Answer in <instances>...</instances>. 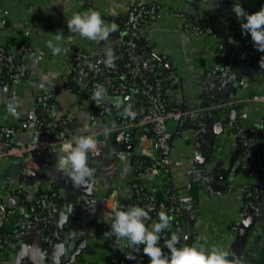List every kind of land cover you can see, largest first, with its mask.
Here are the masks:
<instances>
[{
	"label": "crops",
	"instance_id": "obj_1",
	"mask_svg": "<svg viewBox=\"0 0 264 264\" xmlns=\"http://www.w3.org/2000/svg\"><path fill=\"white\" fill-rule=\"evenodd\" d=\"M135 2L158 3L164 8L148 21L145 42L177 80L166 88L167 102L194 112L181 128L176 121L169 123L174 135L169 181L151 171L137 138L129 144L115 143L114 133L120 126L117 119L98 115L80 94L81 87L74 92L68 88L78 55L93 58L102 46L117 49L125 16ZM236 2L0 0V19L7 21V27L0 31V48L19 58L16 61L24 76L21 83L0 90V127L14 129L12 141L16 145L36 142L40 131L35 123L42 116L36 97L44 95L56 117L68 120L64 132L70 141L81 136L95 141L87 151L92 175L85 178L86 184L77 185L69 175L71 166H61V157L67 156L62 147L45 155L43 175L38 179H29L22 161L9 160L2 165L0 205L22 213L46 190L55 192L58 199L47 202L54 214L50 225L28 232L0 264H150L143 246L138 252L130 247L121 251L117 238L109 235L114 213L131 207L135 182L154 197L163 194L167 184L177 193L183 207L184 237L177 247H215L227 252L229 261L236 264H264V191L256 210L240 218L244 192L251 183L249 165L243 160V141L259 131L264 119L263 103L245 101L252 95H264V69L251 71L241 64L234 79H229L219 47L231 40L189 33L177 17L182 13L200 23L229 22L236 17L232 11ZM239 2L251 14L260 0ZM90 10L98 11L109 26H118L107 39L91 40L68 29L67 22L75 13ZM57 32H62V39L53 36ZM49 43L61 52L54 53ZM242 80L246 86L241 85ZM135 98H114L111 104L126 109L135 105ZM225 104L233 106L224 110L221 106ZM20 189L25 190L28 204L13 196ZM154 222L155 218L145 223L150 226ZM125 253L134 254L135 259H128Z\"/></svg>",
	"mask_w": 264,
	"mask_h": 264
},
{
	"label": "built area",
	"instance_id": "obj_2",
	"mask_svg": "<svg viewBox=\"0 0 264 264\" xmlns=\"http://www.w3.org/2000/svg\"><path fill=\"white\" fill-rule=\"evenodd\" d=\"M262 7H264V0H260L255 12ZM163 10L162 5L158 3L145 5L135 2L125 16L123 37L119 46L115 51L112 50L115 57L114 67H109L105 63L108 47H100L93 58L78 55L76 70L68 88L73 91L71 85L81 87L80 94L90 102L98 115L117 119L120 126L114 133L115 143L129 144L137 138L141 154L148 158L151 171L169 181L172 165L171 142L174 138L169 123L176 121L181 128L194 112L172 106L167 102L166 88L170 81L176 83L177 80L169 73L166 63L160 57L151 51H146L141 45L146 41L148 21L155 15L161 14ZM177 17L189 33L215 39L227 37L235 41V49L231 53H228L227 44L219 47V57L224 64V73L229 79L235 77L236 67L232 65L235 59H239V65L245 64L251 71L264 69V52L254 47V42L248 34H242L240 20L236 19L216 29L193 21L190 16L182 13H178ZM6 27L7 21L0 19V31ZM243 44L249 47L250 51L248 54L238 55L236 52ZM226 59L229 62L226 63ZM9 61L12 59L5 48H0V90L8 86L7 79H10L12 84L21 83L24 79L21 65H13L11 71L6 69ZM241 85L246 86V81L242 80ZM98 88L104 90L99 102L94 98V92ZM132 95L136 97L133 107L122 109L111 104L114 98ZM36 99L42 110L41 118L35 123L40 131L39 139L36 142L16 145L12 141L14 129L9 125L1 126L0 172L5 162L19 160L25 164V173L29 179H38L43 175L41 164L45 155L48 152L57 151L71 140L64 132L68 127V120L56 117L53 110L46 104L44 95H37ZM245 102L264 104V95H252ZM232 106V104H225L221 108L226 110ZM129 112L133 114L130 115ZM243 146L245 148L243 160L249 165L248 176L251 183L244 192L241 219L247 218L256 210L257 200L264 191V119L259 131L251 133L244 139ZM133 192V206L145 208L157 222L161 213L170 217L169 227L161 232L159 245L164 253L166 254L168 250L165 247V241L170 239L173 233L180 238L177 245L183 244V207L173 187L167 184L163 193L165 199L160 202L155 197L146 196L145 189L139 182L133 184ZM13 196L17 198L26 196V192L20 189ZM56 199L58 195L55 192L46 190L35 196L31 205L26 206L22 213L9 209L5 204L1 205L0 227L5 229L7 234L0 236V261L8 260L20 239L28 232L38 226L50 225L54 214L47 202ZM41 202L45 204L41 206ZM5 208L7 211L4 210ZM237 225L234 230L237 229Z\"/></svg>",
	"mask_w": 264,
	"mask_h": 264
},
{
	"label": "clouds",
	"instance_id": "obj_3",
	"mask_svg": "<svg viewBox=\"0 0 264 264\" xmlns=\"http://www.w3.org/2000/svg\"><path fill=\"white\" fill-rule=\"evenodd\" d=\"M232 11L236 18L241 21L242 34H250L254 47L258 51L264 52V7L259 11L249 14L242 7L239 0L234 3ZM67 27L73 32H78L82 37L91 40H105L111 32H115L118 26L112 23L110 26L101 17L96 10H90L85 13H75L67 22ZM57 40L63 38L62 32L53 35ZM235 43V41H232ZM54 53L61 52L60 47H53L49 43ZM115 57L111 49L107 51V60L105 63L109 67H114ZM104 94L103 88H98L94 92V98L99 102ZM130 115L133 113L129 112ZM75 146L73 147V142ZM72 141L62 146V151L67 153L66 157H61V166L67 168L70 165L69 175L77 185L86 184V177H91L92 172L89 169L86 158L87 151L95 146V141L91 136L73 137ZM149 212L140 206H133L127 210H118L114 213L110 221L109 235L117 238L119 243L117 248L121 251L125 247L134 249V252L140 251L150 258V264H236L229 261L228 253L213 247L211 250H198L196 247H177L180 238L177 234H171L170 239L165 241V247L170 254H165L159 245L160 234L162 230L169 227L170 217L161 213L159 222H154L146 226L145 221L149 220ZM128 259H135V255H128Z\"/></svg>",
	"mask_w": 264,
	"mask_h": 264
},
{
	"label": "trees",
	"instance_id": "obj_4",
	"mask_svg": "<svg viewBox=\"0 0 264 264\" xmlns=\"http://www.w3.org/2000/svg\"><path fill=\"white\" fill-rule=\"evenodd\" d=\"M193 21H195L193 18H191ZM237 18L235 17V18H233V20L232 21H229V22H233V21H235ZM228 21H224V22H222V21H209V22H207V23H203L204 24V26H206V27H211V28H218V27H221V26H223V25H225L226 23H229ZM248 36L249 37H251L250 36V34H248ZM230 39L228 38V41H229ZM143 47L142 48H144L146 51H148V52H150V48L149 47H147V44H146V42H142V44H141ZM229 48H228V53H231L234 49H235V46H234V43L232 42V40H231V42H229ZM7 51V50H6ZM249 51H250V48L249 47H247L245 44H243L242 46H241V48H239L238 50H237V54L238 55H242V54H248L249 53ZM7 54H8V56L9 57H11L10 56V54L8 53V51H7ZM257 58H259L258 56H256ZM11 59H12V61H9L8 62V66L6 67V69L8 70V71H11V69H12V66L13 65H17L18 64V62L16 61V60H18L19 58L17 57V58H15V57H11ZM239 60V59H238ZM237 59H235V61H233L232 62V65L234 66V67H237L238 65H239V61H238ZM19 61V60H18ZM263 61H264V59H263ZM225 62L227 63V62H229L228 61V59H226L225 60ZM222 63V62H221ZM222 65H224L223 63H222ZM6 82H7V84H8V86L9 85H11L12 84V81L10 80V79H7L6 80ZM71 87L73 88V91H77V89H78V87L76 86H72L71 85ZM113 105V104H112ZM134 141V140H133ZM144 194L146 195V196H149V197H154L153 195H151V194H149V193H147L146 191L144 192ZM261 197V196H260ZM260 197L258 198V200H257V203H258V201H259V199H260ZM20 199H21V203L23 204V205H25V204H28V202L26 201V196H21L20 197ZM133 199H134V197H133ZM155 199L158 201V202H160V201H164V199H165V196H164V194H159V195H157V196H155ZM45 203H43V202H41V206L42 205H44ZM133 206V200H132V203H131V207ZM0 207H2L1 205H0ZM5 211H7V208H5L4 209ZM149 216H150V219H154L155 217L153 216V215H151V214H149ZM149 219V220H150ZM7 234V232L5 231V229H3L2 227H0V236H2V235H6Z\"/></svg>",
	"mask_w": 264,
	"mask_h": 264
},
{
	"label": "water",
	"instance_id": "obj_5",
	"mask_svg": "<svg viewBox=\"0 0 264 264\" xmlns=\"http://www.w3.org/2000/svg\"><path fill=\"white\" fill-rule=\"evenodd\" d=\"M238 108V106H236V109Z\"/></svg>",
	"mask_w": 264,
	"mask_h": 264
}]
</instances>
